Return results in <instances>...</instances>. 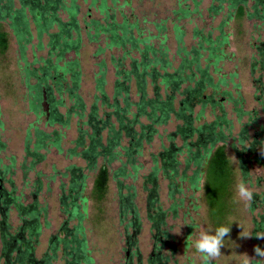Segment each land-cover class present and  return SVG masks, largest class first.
<instances>
[{"label":"trees","instance_id":"1","mask_svg":"<svg viewBox=\"0 0 264 264\" xmlns=\"http://www.w3.org/2000/svg\"><path fill=\"white\" fill-rule=\"evenodd\" d=\"M250 1V8L263 22L264 0H211L208 12L216 16L225 10L227 20L219 25V35L215 39L210 33L204 34L202 30H195L194 37L198 41L188 49L183 44L184 31L175 25L176 56L179 61L174 64L164 40L159 41L158 46L154 45L152 37H142L136 22H129L123 16L121 21L118 20L113 8L116 0H91L90 6L98 10L101 18H91L84 22L89 41L98 42L104 37V47L107 50L120 51L121 55L111 58L114 66L111 99L105 94L107 68L103 61L98 63L99 69L95 75L98 96L96 94V102L91 105L86 115V105L79 94L80 64L77 58H68L70 53L77 54L82 46L80 7L77 0H0V56H4L9 48V35L3 30L6 26L11 31L19 59L23 63L28 110L38 118L43 117L45 125L50 127H67L73 116L82 121L78 138L73 142V148L67 150V154L85 161L87 170H96L92 187V197L96 202H101L106 197L111 164L121 162L122 156L132 169L133 176L136 175L139 170L136 165L137 158L142 156L144 146L152 143L158 135V128L167 125L172 118L180 121L175 131L167 136L169 146L157 155L160 166H157V156L153 155L152 172L145 177L148 212L154 210V215L150 214L148 217L156 231L155 239L162 246L165 245L163 238L168 235L161 227L165 226L167 213L175 215L181 206L182 200L175 196L182 193L183 183L187 182L192 191H199L201 183L204 184V197L210 215L218 224L223 223L232 212L235 175L226 153V144L233 125L224 111L222 101L233 102L237 118L247 116L250 122L242 128L238 136L239 144L243 147L249 142V147H243L238 154H254V161L260 165L264 161V128L257 130L252 137L248 136L246 128L249 125H258L256 112L244 111L240 92L236 91L238 97L234 99L229 90L223 89L231 83L239 89V85L234 84V76L230 75L228 79L219 77L215 81L212 74L220 71L218 65L226 58L224 50L229 42L223 29L228 19L252 18L254 14L246 12ZM187 2H192L195 9L191 11L188 6L182 7ZM178 3L174 14L180 19L188 18L198 11L199 4L196 0H178ZM159 29L163 30L162 27ZM34 40L38 51H45L46 56L39 59L34 56L32 62H29L27 50ZM263 49L260 48L261 58L264 56ZM98 51L100 53L103 49ZM133 54L137 57H133ZM262 69L264 71V67ZM197 106L201 108L196 114ZM100 107L106 109L101 116ZM207 107L213 116L208 122L203 117ZM61 109L65 112L62 113ZM2 127L0 120V128ZM62 135L58 130L47 133L38 127H34L33 132L27 130L25 152L32 158L28 170L43 160L41 150L54 148L63 153ZM175 138L182 141L181 146L174 144ZM4 147L0 142V149ZM99 159L101 165L98 167ZM250 162V159L240 160L239 166L244 178L247 177V165ZM11 165L5 166L4 171L0 170V180H5V174L13 167ZM67 171L68 185L66 189L63 188L65 190L60 196L62 213L67 218L59 228V233L49 239L48 249L40 260L34 257V245L42 229L40 219L45 218L46 210H39L36 201L25 207L18 202L13 190L8 192V200L17 209L22 224L15 234L8 235L11 228L6 223L3 241L4 245L7 243L5 247L9 248L13 244L10 239L15 240V251L20 249L17 257H23L20 264H29L28 259L33 260V264H53L59 250L62 252L64 264H94L82 227L85 220L82 210L85 206L82 204L84 207L81 208V202H85L82 194L86 188L87 176L77 166L68 167ZM159 173L168 181L169 197L172 201L168 211L162 210L157 196ZM130 176L124 163L112 175L114 179H118L120 215L122 218L127 212L132 215L127 227L133 228L136 235L139 220L134 207L135 188L123 186L120 181ZM148 184H151L150 189L146 188ZM38 191L39 188L33 192L34 197ZM122 191H126V194ZM257 199L263 211L260 221L254 223L253 241L257 239L255 232L264 231V191L254 194L252 204ZM72 221L76 225L69 228L68 224ZM131 238L128 237L129 240ZM160 249L154 248L153 264H168L158 255Z\"/></svg>","mask_w":264,"mask_h":264},{"label":"rangeland","instance_id":"2","mask_svg":"<svg viewBox=\"0 0 264 264\" xmlns=\"http://www.w3.org/2000/svg\"><path fill=\"white\" fill-rule=\"evenodd\" d=\"M196 2L199 4L197 13L185 19H180L178 15L174 14V11L178 9V0H116L113 8L119 21L125 17L129 22H136L143 34L142 37H152L154 45L158 46L159 41L164 40L165 46L169 50V56L174 60L173 63L177 64L179 58L176 56L175 25L184 31L183 44L188 49L195 46L198 41L194 37L195 30H202L204 34L210 33L215 39L219 35V25L222 21L227 20V11L225 10L216 16L208 12L211 0H196ZM90 3L91 0H77L80 7L79 21L82 27V46L77 54L70 53L68 55L69 59L77 58L80 64L79 94L86 105V115L91 105L96 102L95 75L99 69L98 63L103 61L107 68L105 94L111 99L114 84V66L111 63V58H118L121 55L120 51L107 50L104 47V37L98 42L89 41L84 22L91 18H101L98 10L91 7ZM251 4L250 1L246 12L254 14L252 18L244 17L237 20L233 17L228 19L223 29L229 42L224 50L226 58L218 65L219 72L214 73L211 69L215 81L219 77L228 79L230 75L234 76V84L239 85V89L233 87L232 83L223 89L229 90L234 99L238 97L236 91L240 92L244 111L256 112L258 125L246 127L249 137H252L257 130L264 128V71L262 69L264 56L263 58L260 57V48H264L262 47L264 43V21L258 19L254 10L250 8ZM186 6L191 11L195 9L192 2L182 5L184 8ZM161 27L163 28L162 31L159 29ZM3 30L9 35V48L4 56H0V120L3 124V127L0 128V142L5 146L4 149H0V170L4 171L5 166L13 165L9 170L11 173L8 172L4 176L3 188L7 192L13 190L19 203L26 207L36 201L39 210L42 208L46 210L45 218L40 219L42 229L37 243L34 245L35 259L40 260L43 257L48 249L49 239L59 233V228L67 218L62 213L60 196L68 185L69 173L67 168L71 166L82 168L83 173L87 176L86 188L82 194L85 202H81V206L82 204L85 206L82 210L85 214L82 227L87 248L94 264H128L129 262L131 264H149V258L155 247L161 248L158 255L168 264H205L201 258L202 254L196 251L194 243L199 238L201 231L214 234L220 226H229L230 234L224 240V248L221 249L222 255L212 261V264H242L245 254L257 260L260 259L255 256L253 249L254 246L264 249V239L253 241L252 236L254 223L260 221L262 206L258 199L255 204L251 203V207H248L243 201H239L236 195V186L243 179L253 194L262 193L264 191V161L260 165L254 161V154L249 152L238 154L243 150V147H249V142L242 147L239 144L238 136L242 128L250 122L247 116L242 119L237 118L233 102L222 101L224 111L233 125L226 144V153L235 175V183L232 189V212L223 223L218 224L210 215L204 197V184L201 183L199 191H192L187 182L183 183L182 193L175 196L182 200L181 206L175 215L167 213L165 226L162 225L161 227L168 235L167 238H163L165 245L162 246L155 239L156 231L148 217L150 214L154 215V210L148 212V191L145 189V177L152 172L153 155L157 156L163 148L169 146L170 142L167 136L175 131L180 121L172 118L167 125L158 128V135L152 143L144 146L142 156L137 158L136 165L139 170L136 175L133 176L132 169L125 163L126 159L122 156L121 162L116 161L111 164L109 166L111 178L106 197L103 201L96 202L92 197L96 170H87L85 161L77 157H70L67 154V150L73 148V142L78 138V129L82 121L73 116L67 127H50L45 125L43 117L38 118L28 110L22 72L23 63L19 59L17 45L11 31L6 26L3 27ZM36 45V40H34L27 50L29 62H32L34 56L37 59L46 56V52L38 51ZM101 49L103 51L99 53L98 50ZM133 57H137V55L133 54ZM98 102L100 103V101ZM67 106L69 107L68 102ZM200 108V106L195 107L196 114ZM105 110L100 107L99 115L101 116ZM61 112L64 113L65 110L61 109ZM203 117L204 121L207 122L213 119L209 107L205 108ZM34 127H38L47 133L53 130L60 131L63 134L61 143L63 153L57 152L54 148L41 150L40 153L44 156L43 160L36 163L33 169L28 170L32 158L26 155L25 137L27 130L30 129L33 132ZM174 144L179 147L182 141L175 138ZM157 158V166H160V159L158 156ZM245 159H250L251 162L247 165L248 174L244 178L239 164L240 160ZM123 163L124 168L131 176L120 179V181L123 186H134L136 193L134 207L139 220V229L136 235H134L133 228L127 227L133 218L132 215L129 212L123 218L120 215L118 179L112 177L113 172ZM100 165L101 159L98 160V167ZM64 174L68 176H64ZM37 188L39 191L34 197L33 192ZM63 188L65 189L63 190ZM146 188L150 189L151 184L146 185ZM122 193L126 194V191H122ZM157 193L162 210L168 211L172 201L169 197L168 181L161 173L158 174ZM8 223L12 234H15L21 227V217L18 215L17 209L10 208ZM75 225L76 222L74 221L68 224L69 228ZM249 232H252L251 238L241 236ZM129 236L132 237L130 240L128 239ZM53 264H64L61 250L57 252V258ZM254 264H264V261H254Z\"/></svg>","mask_w":264,"mask_h":264},{"label":"clouds","instance_id":"3","mask_svg":"<svg viewBox=\"0 0 264 264\" xmlns=\"http://www.w3.org/2000/svg\"><path fill=\"white\" fill-rule=\"evenodd\" d=\"M236 189L238 200L243 201L248 207H251L254 194L243 179L237 184ZM229 234V226L218 227L214 234H211L208 231L200 232L199 238L194 243V247L198 253L202 254L201 258L204 260L205 264H212V261L218 259L222 255L221 249L224 248V240ZM241 236L243 238H251L252 232ZM255 237L257 239H264V231L255 232ZM253 251L255 256L260 259L257 260L253 257H248L245 254L242 264H254V261H264V249L259 246H254Z\"/></svg>","mask_w":264,"mask_h":264},{"label":"flooded vegetation","instance_id":"4","mask_svg":"<svg viewBox=\"0 0 264 264\" xmlns=\"http://www.w3.org/2000/svg\"><path fill=\"white\" fill-rule=\"evenodd\" d=\"M2 172L0 173V175ZM2 176V175H1ZM4 181L0 180V262L2 261V264H17L22 263L23 257H17L18 254H20V249H14V242L15 240L13 238L10 239V241L13 242L12 245H10L9 248H6V242L4 245L3 241V231L6 228L5 224L8 223V215L10 208H14V206L10 203V200H8V192L3 188ZM12 234L11 232L8 234ZM21 239V237H20ZM15 252V253H14ZM154 250L152 251V255L149 258V264L150 261L154 260ZM140 260V259H138ZM29 264H33V260L28 259ZM19 263V264H20ZM1 264V263H0ZM128 264H131L130 262ZM153 264V261H152Z\"/></svg>","mask_w":264,"mask_h":264}]
</instances>
